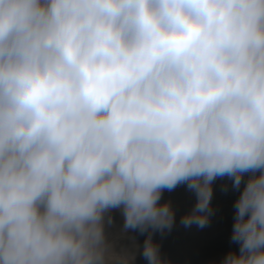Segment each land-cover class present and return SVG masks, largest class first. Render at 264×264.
Segmentation results:
<instances>
[{"label": "clouds", "instance_id": "obj_1", "mask_svg": "<svg viewBox=\"0 0 264 264\" xmlns=\"http://www.w3.org/2000/svg\"><path fill=\"white\" fill-rule=\"evenodd\" d=\"M225 176L264 264V0H0V264H172L163 190L203 228Z\"/></svg>", "mask_w": 264, "mask_h": 264}, {"label": "rangeland", "instance_id": "obj_2", "mask_svg": "<svg viewBox=\"0 0 264 264\" xmlns=\"http://www.w3.org/2000/svg\"><path fill=\"white\" fill-rule=\"evenodd\" d=\"M226 184L227 190L224 187ZM238 195L239 190L232 189L231 180L227 176L217 177L213 182L211 203L214 212L210 222L203 228L196 225L185 227L181 223V217L195 204V194L184 183L178 184L171 191L164 189L161 202L169 199L172 201L176 211V221L170 232L164 235L159 232L154 234V239L161 244L162 253L172 261V264H214L229 249L238 248V245L231 241L234 202ZM113 216L121 227L123 219L120 212L114 210ZM120 227L117 231H109L116 235ZM129 234L135 235L138 243L143 245L144 235ZM119 243L130 245L131 241L122 239ZM135 264H148V262L138 252Z\"/></svg>", "mask_w": 264, "mask_h": 264}, {"label": "water", "instance_id": "obj_3", "mask_svg": "<svg viewBox=\"0 0 264 264\" xmlns=\"http://www.w3.org/2000/svg\"><path fill=\"white\" fill-rule=\"evenodd\" d=\"M114 221H115V223H114V225L109 229L110 231H117L118 228L120 227L119 222H117V220H114Z\"/></svg>", "mask_w": 264, "mask_h": 264}, {"label": "bare ground", "instance_id": "obj_4", "mask_svg": "<svg viewBox=\"0 0 264 264\" xmlns=\"http://www.w3.org/2000/svg\"><path fill=\"white\" fill-rule=\"evenodd\" d=\"M233 214V213H232ZM231 219V218H230Z\"/></svg>", "mask_w": 264, "mask_h": 264}]
</instances>
